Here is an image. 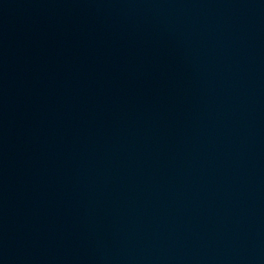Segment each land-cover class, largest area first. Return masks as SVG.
Listing matches in <instances>:
<instances>
[{
    "label": "water",
    "instance_id": "obj_1",
    "mask_svg": "<svg viewBox=\"0 0 264 264\" xmlns=\"http://www.w3.org/2000/svg\"><path fill=\"white\" fill-rule=\"evenodd\" d=\"M0 264H264V0H0Z\"/></svg>",
    "mask_w": 264,
    "mask_h": 264
}]
</instances>
